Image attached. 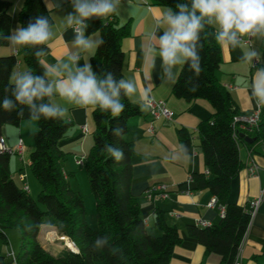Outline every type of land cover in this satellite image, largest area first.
Here are the masks:
<instances>
[{"label": "trees", "instance_id": "16d2710c", "mask_svg": "<svg viewBox=\"0 0 264 264\" xmlns=\"http://www.w3.org/2000/svg\"><path fill=\"white\" fill-rule=\"evenodd\" d=\"M154 4L168 6L173 11L181 0H152ZM187 2V0H184ZM11 0H0V32L10 34L13 17L10 16ZM19 11V24L27 26L29 18L36 15H51L44 0H24ZM53 17V16H52ZM86 35L98 32L103 43L92 55L90 63L97 75L111 72L116 79L124 78V37L129 35V25H120L117 19L92 18L87 21ZM9 45L0 41V46ZM44 47V46H38ZM26 71L41 74L32 49L20 48ZM49 51V49H48ZM264 53V42H262ZM202 56L203 71L199 78L182 66L178 82L172 93L189 102L207 99L214 108L213 115L200 121L197 133L205 171L195 172L192 178L197 189H208L225 208L218 223L200 226L189 225L187 232L205 247V255L217 253L219 264H234L241 243L251 222L252 213L246 207L229 200L233 178L243 168L239 142L249 149L264 142V107L261 108L257 127L240 128L244 121L236 117L243 115L235 104L229 90L219 81L217 71L222 57L221 48L209 38ZM18 65L15 54L0 56V98L11 82L12 72ZM199 84L190 92L185 82L189 77ZM124 112L117 118L92 110L95 122L93 145L83 163L88 174L89 185L96 200L98 228L89 226L82 194L69 183L64 163L68 152L61 146L72 126L71 121L37 120L34 132V148L30 152V168L42 188L35 199L30 192L14 180L10 170L11 153L0 150V237L8 243L7 230L16 229L20 245L16 262L0 254V264H172L176 246L183 241L177 226L166 221L165 211L156 209L153 227L160 232L153 233L142 215V199L132 192L133 156L135 144L126 138L130 118L142 111L135 103L122 98ZM30 117L17 116L16 111L0 110V139L2 127L6 124L19 126ZM120 129L119 135L114 130ZM253 138L245 142L239 133ZM178 139L184 152L193 146V132L186 127L177 129ZM111 144L121 149L124 158L116 162L105 146ZM42 224L55 225L60 235L68 236L78 251L61 248L56 252L46 249L38 236ZM106 238L108 243L95 247L98 239ZM264 264V263H263Z\"/></svg>", "mask_w": 264, "mask_h": 264}, {"label": "crops", "instance_id": "0c3cea01", "mask_svg": "<svg viewBox=\"0 0 264 264\" xmlns=\"http://www.w3.org/2000/svg\"><path fill=\"white\" fill-rule=\"evenodd\" d=\"M12 6L19 2L20 8L24 0H11ZM170 7L154 4L152 0H121L118 11L109 17L116 18L120 25H129V35L124 37L122 47L125 52L124 79H134L138 86V93L146 89L151 90V96L156 100H164L167 107L174 112V120L168 121L164 118L153 120L149 110L142 111L140 115L130 118V129L126 138L135 144L136 153L133 156V184L132 192L142 199V215L147 221L148 227H153L156 209L165 211L166 221L178 227L183 241L176 246L172 256V264H219L221 257L217 253L205 255V247L195 238L189 236L187 227L207 222L208 225L218 223L222 213L217 203L210 207L208 204L215 197L208 189H197L192 178L195 172L205 171V164L202 152L198 147L199 138L197 128L201 120L210 118L214 113L212 104L203 98L189 102L177 97L172 93L173 85L170 82H162L159 79L161 71L159 58L155 60V67L152 58H145L141 53V41L147 47L149 41L144 38L145 33L150 31L157 18ZM48 9L55 21V38L50 42V49L44 58L45 63L54 64L58 59H64L67 54L75 53L78 49L74 45V33L72 28L66 27L64 17L72 11L69 0H62L60 6L55 0H49ZM13 17V16H12ZM19 24V11L13 17L12 30ZM86 34V33H85ZM162 34V33H160ZM93 40H100L98 32L86 35ZM257 49L262 51V42H255ZM221 48V47H220ZM96 51V49L94 50ZM15 54L18 58L15 73L26 71L20 48L14 46H0V56ZM239 50H231L228 46L221 48V65L217 71L219 81L229 90L239 111L244 115L251 114L257 109L254 98L251 96L250 85L258 67L242 62L239 59ZM92 55L83 53L79 61L82 66L85 59L91 60ZM179 68V72L181 70ZM11 76V78H12ZM135 99V97H134ZM68 107L67 121L72 126L66 137L61 141L62 148L77 158L87 156L89 148L93 145V132L95 122L92 110L77 109L70 105ZM35 122H25L14 126L6 124L2 127L1 138L8 147L16 148L20 140L23 141L24 152L11 154L10 170L15 180L14 172L18 164L13 155H21V163L26 162L23 155L26 151L25 127L36 125ZM153 124L155 132H148V127ZM83 126L88 130L84 131ZM186 127L193 132V146L190 151L184 152L181 148L177 135L179 127ZM36 128V126H35ZM240 157L244 163L243 168L233 178L229 200L250 209L252 200L261 198L259 205L253 210L251 222L248 226L245 237L241 243V260L243 264L264 263V142L256 145L254 149L239 142ZM23 157V158H22ZM77 161V160H75ZM30 163V160L28 164ZM76 164H78L76 162ZM257 165L258 172L251 175L249 167ZM15 168V169H14ZM24 167H19V179L30 191L34 185ZM66 171V170H65ZM68 174V172L66 171ZM21 175V176H20ZM22 175L24 176L22 178ZM29 178V183L27 182ZM17 183V182H16ZM33 184V185H32ZM156 184L168 185L169 197L147 196V190ZM19 185V184H18ZM202 226V225H200ZM44 227H53L59 236L56 227L49 224H42L39 238L43 236ZM154 228V232L158 233ZM61 236V235H60ZM8 237V235H7ZM4 242V240L0 237ZM57 240L55 237L48 238L49 242ZM17 252V251H14ZM0 254L4 253L0 250ZM16 264V263H12Z\"/></svg>", "mask_w": 264, "mask_h": 264}, {"label": "clouds", "instance_id": "9594fccd", "mask_svg": "<svg viewBox=\"0 0 264 264\" xmlns=\"http://www.w3.org/2000/svg\"><path fill=\"white\" fill-rule=\"evenodd\" d=\"M60 6L62 0H55ZM72 11L64 17L66 27L74 33V45L78 49L54 64L45 63L44 58L55 38L54 19L51 15H36L29 18L27 26L18 24L10 34L0 32V41L16 48L32 49L41 74L32 71L15 73L0 98V110L16 111L17 116L27 115L33 120H64L70 105L77 109H98L103 114L119 117L125 110L122 98L135 103L141 111L151 109V90L138 93L134 79H116L111 72L97 75L92 64L83 53L95 54L102 40L86 36L87 21L92 18L105 19L116 13L121 0H69ZM48 9L49 0H44ZM178 11L168 8L157 18L154 27L145 33L149 43L141 41V53L152 58L153 67L159 58L162 82H178L180 66L199 78L203 71L202 56L205 42L211 38L223 48L239 50V59L253 66L261 65L255 73L250 89L257 107H264V53L257 49L255 42H264V0H181L176 4ZM22 10L19 2L9 10L13 16ZM162 33V34H160ZM44 46V47H38ZM190 92L199 88L198 82L190 76L185 82ZM135 97V99H134ZM120 129L114 130L119 135ZM106 152L118 163L124 158L121 149L111 144ZM108 243L106 238L98 239L95 247Z\"/></svg>", "mask_w": 264, "mask_h": 264}, {"label": "rangeland", "instance_id": "374dc122", "mask_svg": "<svg viewBox=\"0 0 264 264\" xmlns=\"http://www.w3.org/2000/svg\"><path fill=\"white\" fill-rule=\"evenodd\" d=\"M9 46H11V45L9 44ZM16 68H17V66H16ZM30 121H32V122L36 121L37 122V120H33L32 118L25 120V122H30ZM35 124H36L35 125L36 128H35V126H34V128H33V126L32 127L31 126L25 127L26 132H25V134H23V138L25 140V146H26V151L23 155V157L26 161L24 163V165H22V163H21V155H18V156L13 155L12 157H14L16 159V163L19 165L17 168V171L14 172V174L16 176L15 181L17 182V184L24 186L23 182L19 179V174H20L19 167L20 166L24 167L22 169V171L26 170L28 177L30 176V178L32 179V182H34V185L32 184L33 186L31 187V184L29 182V178L27 180V182L29 183V185L31 187L30 191H34L33 193H31V195L35 199H37L38 194L41 191L42 185L38 181V179L35 177V175L33 174L32 170L30 168V163L28 164V162L30 160V152L34 148V132L37 129V123H35ZM93 142H94V140H93ZM91 147L89 148V151H90ZM88 152H87V154H88ZM73 155L74 154H70V153L67 154V159L64 163V168L69 174V183H70L71 187L73 189L79 191L84 198L85 208H86V213H87L86 214L87 222H88L89 226L92 227L93 229H97L98 228V219H97V215H96V200H95V196L92 193L90 185H89L88 174L86 172L84 165L76 164L75 160H77V159ZM53 226L56 227L55 225H53ZM56 229H57V227H56ZM151 231L153 233H156V232H154V228H151ZM57 232H58V230H57ZM157 232L159 233L160 231H157ZM58 234H59V232H58ZM7 235H8V243L3 242L0 239V250L4 253L3 255L7 258V260L10 261L11 257L9 255V253L12 250L18 251V248L20 245V236H19V232L16 229H8ZM39 235H40V232H39ZM61 236H63V235H61ZM66 237L68 238V236H66ZM48 238L49 237H47V239ZM38 239H39L40 243L46 249L51 250L52 252H56L57 250L66 247L64 244H62L64 241H62L60 239L55 240V242H49L48 240L44 241L43 239H41V237L39 238V236H38ZM70 241H71V239H70Z\"/></svg>", "mask_w": 264, "mask_h": 264}, {"label": "built area", "instance_id": "2783aa9c", "mask_svg": "<svg viewBox=\"0 0 264 264\" xmlns=\"http://www.w3.org/2000/svg\"><path fill=\"white\" fill-rule=\"evenodd\" d=\"M261 108L262 107H257V109L255 111H253L251 114H248V115H241L239 117H236L237 120H242L244 121L243 124L240 126V128H246V126H249V127H257L258 124H259V121H260V115H261ZM149 113L152 117L153 120L155 119H159V118H164L165 120H168V121H172L174 120V112L172 110H170L168 107H167V104L164 100H156V99H153V103H152V107L151 109L149 110ZM83 129L84 131H87L88 128L87 126H83ZM148 132L153 134L155 132V129H154V126L153 124L151 123L150 126L148 127ZM0 150L2 152H8V153H16V152H19L20 154H23L24 152V145H23V141L20 140L19 144L17 145L16 148H12V147H8L6 144H5V141L3 138L0 139ZM86 159V156H81L79 158H77V163L78 164H82L84 163ZM249 172L251 175H256L257 172H258V167L257 165L253 164L249 167ZM24 176L22 175V178ZM28 191H29V188L28 186L25 187ZM147 196L148 197H153V196H160L162 198H168L169 197V191H168V185L166 184H156L152 187H150L148 190H147ZM261 202V198H257L256 200H252L251 203H250V212L253 213V210L259 205V203ZM218 203V200L216 197L213 198V200L208 204L210 207L212 206H215L216 204ZM220 206V209H221V213L223 214L224 211H225V208L221 205ZM146 224H147V221H145ZM198 225H202V226H207V222H201L199 223ZM71 242L73 243V245L76 247L77 249V246L75 244V242L73 240H71ZM68 247V246H66ZM71 250H74V251H78L69 247ZM241 246H240V249H239V254L234 262V264H243L242 260H241ZM10 257L12 258V260L14 262H16V254L15 252L12 250L10 253H9Z\"/></svg>", "mask_w": 264, "mask_h": 264}, {"label": "bare ground", "instance_id": "6f19581e", "mask_svg": "<svg viewBox=\"0 0 264 264\" xmlns=\"http://www.w3.org/2000/svg\"><path fill=\"white\" fill-rule=\"evenodd\" d=\"M48 235V236H47ZM47 237H51L52 239L55 237L56 239H60V240H62V241H64L62 244H64L65 246H68V247H71V248H73V249H75V250H77L76 248H75V246L73 245V243H71V241H70V238L68 239L65 235H63V236H58L56 233H55V230H54V228L53 227H44V229H43V236H42V239L44 240V241H46V240H48L47 239ZM55 242V241H54Z\"/></svg>", "mask_w": 264, "mask_h": 264}, {"label": "water", "instance_id": "95a60500", "mask_svg": "<svg viewBox=\"0 0 264 264\" xmlns=\"http://www.w3.org/2000/svg\"><path fill=\"white\" fill-rule=\"evenodd\" d=\"M239 137L242 138L245 142H253V138L243 132L239 133Z\"/></svg>", "mask_w": 264, "mask_h": 264}]
</instances>
